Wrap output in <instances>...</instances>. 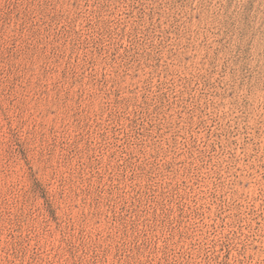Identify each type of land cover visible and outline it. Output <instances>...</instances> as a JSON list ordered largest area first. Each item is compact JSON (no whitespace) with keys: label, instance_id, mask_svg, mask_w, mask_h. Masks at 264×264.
I'll return each mask as SVG.
<instances>
[{"label":"rangeland","instance_id":"obj_1","mask_svg":"<svg viewBox=\"0 0 264 264\" xmlns=\"http://www.w3.org/2000/svg\"><path fill=\"white\" fill-rule=\"evenodd\" d=\"M0 264H264V0H0Z\"/></svg>","mask_w":264,"mask_h":264}]
</instances>
